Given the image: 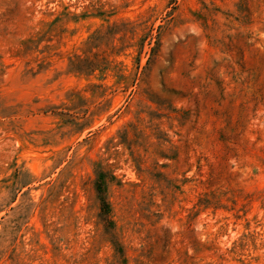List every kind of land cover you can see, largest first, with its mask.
Here are the masks:
<instances>
[{
  "label": "rangeland",
  "instance_id": "rangeland-1",
  "mask_svg": "<svg viewBox=\"0 0 264 264\" xmlns=\"http://www.w3.org/2000/svg\"><path fill=\"white\" fill-rule=\"evenodd\" d=\"M0 264H264V0H0Z\"/></svg>",
  "mask_w": 264,
  "mask_h": 264
}]
</instances>
